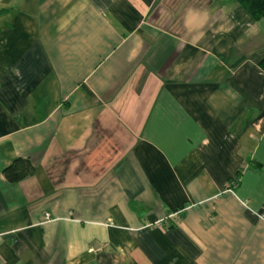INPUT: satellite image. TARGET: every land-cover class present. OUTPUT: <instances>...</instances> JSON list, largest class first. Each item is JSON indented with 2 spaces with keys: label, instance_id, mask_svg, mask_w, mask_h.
Returning a JSON list of instances; mask_svg holds the SVG:
<instances>
[{
  "label": "crops",
  "instance_id": "1",
  "mask_svg": "<svg viewBox=\"0 0 264 264\" xmlns=\"http://www.w3.org/2000/svg\"><path fill=\"white\" fill-rule=\"evenodd\" d=\"M163 1L0 0V264H264V18Z\"/></svg>",
  "mask_w": 264,
  "mask_h": 264
},
{
  "label": "trees",
  "instance_id": "2",
  "mask_svg": "<svg viewBox=\"0 0 264 264\" xmlns=\"http://www.w3.org/2000/svg\"><path fill=\"white\" fill-rule=\"evenodd\" d=\"M233 2L242 8L253 21L264 18V0H233ZM259 65L264 69V59ZM32 171L33 168L27 159L15 158L3 167L1 175L6 183L13 184L31 175ZM239 174L240 172L237 175Z\"/></svg>",
  "mask_w": 264,
  "mask_h": 264
},
{
  "label": "rangeland",
  "instance_id": "3",
  "mask_svg": "<svg viewBox=\"0 0 264 264\" xmlns=\"http://www.w3.org/2000/svg\"><path fill=\"white\" fill-rule=\"evenodd\" d=\"M176 4L175 0H164L162 5L160 6V8H158L157 10H155V13H158V20L162 22V20H166L167 14H171L172 12L171 9L175 8L174 5ZM154 13V14H155ZM173 14V13H172Z\"/></svg>",
  "mask_w": 264,
  "mask_h": 264
}]
</instances>
